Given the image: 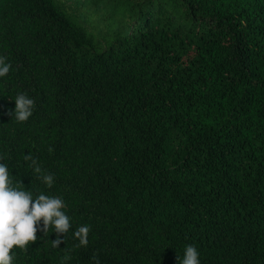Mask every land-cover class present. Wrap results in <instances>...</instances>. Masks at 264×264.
Here are the masks:
<instances>
[{
	"label": "trees",
	"instance_id": "1",
	"mask_svg": "<svg viewBox=\"0 0 264 264\" xmlns=\"http://www.w3.org/2000/svg\"><path fill=\"white\" fill-rule=\"evenodd\" d=\"M0 57V163L71 224L12 264H264V0H0Z\"/></svg>",
	"mask_w": 264,
	"mask_h": 264
},
{
	"label": "clouds",
	"instance_id": "2",
	"mask_svg": "<svg viewBox=\"0 0 264 264\" xmlns=\"http://www.w3.org/2000/svg\"><path fill=\"white\" fill-rule=\"evenodd\" d=\"M6 59L0 57V77L6 76L11 68ZM34 107V99L21 93L15 99L14 111L8 114L11 117L14 115L17 122H26L31 117ZM49 151L53 149L49 148ZM2 159L0 157V160ZM24 159L31 160L30 167L38 174L37 179H41L49 189L52 188L55 182L54 175L43 173L37 160L30 153L25 155ZM9 175L7 164L0 163V264H12L13 247L26 251L27 246L37 240V231L45 234L50 225L54 226L57 236L51 241L52 246L58 248L71 227L70 217L61 211L65 207L62 198L39 194L33 199L32 192L26 191L21 181L17 182L18 187L12 186L13 181L9 179ZM41 220L43 226L38 229ZM90 230V226L83 225L74 232V238L79 240L75 247L87 246ZM198 257L197 249L188 245L183 258L177 257V260L179 264H200ZM69 258L65 255L62 259L67 261Z\"/></svg>",
	"mask_w": 264,
	"mask_h": 264
},
{
	"label": "rangeland",
	"instance_id": "3",
	"mask_svg": "<svg viewBox=\"0 0 264 264\" xmlns=\"http://www.w3.org/2000/svg\"><path fill=\"white\" fill-rule=\"evenodd\" d=\"M69 2L70 6H74V4L77 2V0H66Z\"/></svg>",
	"mask_w": 264,
	"mask_h": 264
}]
</instances>
